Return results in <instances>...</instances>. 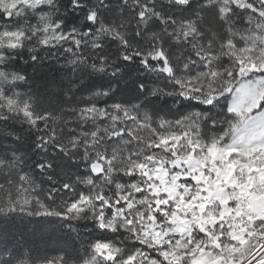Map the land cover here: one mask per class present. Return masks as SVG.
<instances>
[{"label":"snow or ice","instance_id":"1","mask_svg":"<svg viewBox=\"0 0 264 264\" xmlns=\"http://www.w3.org/2000/svg\"><path fill=\"white\" fill-rule=\"evenodd\" d=\"M0 264H264V0H0Z\"/></svg>","mask_w":264,"mask_h":264},{"label":"trees","instance_id":"2","mask_svg":"<svg viewBox=\"0 0 264 264\" xmlns=\"http://www.w3.org/2000/svg\"><path fill=\"white\" fill-rule=\"evenodd\" d=\"M45 71H47V69L45 70ZM55 71V69H53V72Z\"/></svg>","mask_w":264,"mask_h":264}]
</instances>
